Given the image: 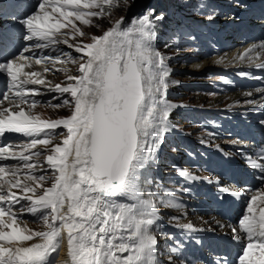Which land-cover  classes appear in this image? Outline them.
Segmentation results:
<instances>
[{
  "label": "snow or ice",
  "instance_id": "6c2138e0",
  "mask_svg": "<svg viewBox=\"0 0 264 264\" xmlns=\"http://www.w3.org/2000/svg\"><path fill=\"white\" fill-rule=\"evenodd\" d=\"M135 2L123 0L125 11ZM187 5L188 0H179L180 7ZM113 10H119L115 0H36L18 21L28 42L18 54L9 51L14 30L0 32V79L6 86L0 93V264H162L161 209L182 212L185 207L176 190L150 175L159 146L174 130L169 117L179 107L167 99L171 69L153 44L166 10L148 7L130 20L121 16L85 43L87 33L76 22L100 28L94 18L103 21ZM256 47L264 50V42L237 59L252 62L249 53ZM68 62L78 63V75L55 85L46 80L47 65ZM33 65H44L43 72L26 70ZM255 67L264 69V62ZM48 94L56 95L35 99ZM42 103L67 108L69 115L42 119L35 111ZM259 123L264 126V119ZM10 134L28 139L12 143ZM57 137L61 140L54 143ZM240 155L259 173L254 178L261 191L229 186L220 176L176 172L187 182L215 186L221 203L244 200L236 226L216 223L229 227L241 245L235 264H264V145L254 155ZM11 161L17 163H4ZM25 214L44 230L29 228ZM169 224L186 234L203 231L180 223L179 216H171ZM65 242L67 259L59 262ZM176 243L170 252L180 264H208L202 253H185L183 242ZM168 264H175L172 255ZM214 264L229 261L220 258Z\"/></svg>",
  "mask_w": 264,
  "mask_h": 264
},
{
  "label": "rangeland",
  "instance_id": "374dc122",
  "mask_svg": "<svg viewBox=\"0 0 264 264\" xmlns=\"http://www.w3.org/2000/svg\"><path fill=\"white\" fill-rule=\"evenodd\" d=\"M115 2L119 5V10H113L110 18H107L103 21L94 20V23H99L101 25L100 28H97L95 26H83V25H79V22L77 23L78 26H81L84 29V31L87 33V36L83 38L85 43L91 42L90 37L92 35H97V36L101 35L102 30H106L107 28H109L114 20L118 19L121 16H126V14L130 12L133 6H135L137 1L134 4H132V7L128 9L127 11H125L123 0H115ZM129 2H131V0H129ZM71 67H76V66L70 65V67H68V70H70ZM189 70H192V69H189ZM188 74L190 75L191 72H187L185 76H189ZM49 76L56 79L55 76H51V75ZM57 78H59V75H57ZM199 97L202 98L203 96L192 97V99L196 100V102L198 103L200 102V101H197ZM205 99H209V98L205 97ZM35 111L40 113L42 117H60V116L69 114V110H67L66 108L53 109L45 105L38 106Z\"/></svg>",
  "mask_w": 264,
  "mask_h": 264
},
{
  "label": "bare ground",
  "instance_id": "6f19581e",
  "mask_svg": "<svg viewBox=\"0 0 264 264\" xmlns=\"http://www.w3.org/2000/svg\"><path fill=\"white\" fill-rule=\"evenodd\" d=\"M187 69L195 70V68H194L193 65H191ZM28 70L41 71V72H43V67L40 66V65H33V68L32 69H28ZM43 75H44V77L46 78L47 81H50V80L56 81L55 78L49 76V75L52 76V73H50V72L43 73ZM197 101H200L198 103H201V102L212 103L213 102V100H211V99H205V97H202V98L199 97ZM65 250H66V243L63 245V249H62V255H63V257L60 259L59 262H62L65 259H67V258H65L66 257Z\"/></svg>",
  "mask_w": 264,
  "mask_h": 264
},
{
  "label": "trees",
  "instance_id": "16d2710c",
  "mask_svg": "<svg viewBox=\"0 0 264 264\" xmlns=\"http://www.w3.org/2000/svg\"><path fill=\"white\" fill-rule=\"evenodd\" d=\"M94 20H95V18H94Z\"/></svg>",
  "mask_w": 264,
  "mask_h": 264
}]
</instances>
